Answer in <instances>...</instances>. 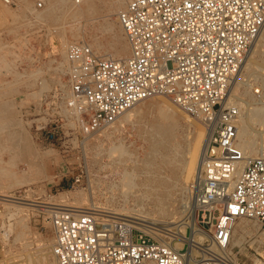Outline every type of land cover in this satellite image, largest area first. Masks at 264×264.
<instances>
[{"label":"built area","instance_id":"1","mask_svg":"<svg viewBox=\"0 0 264 264\" xmlns=\"http://www.w3.org/2000/svg\"><path fill=\"white\" fill-rule=\"evenodd\" d=\"M11 4V0H2ZM80 3L82 0H73ZM117 21L129 45L125 59L97 54L86 42L66 47L65 108L72 127L89 134L140 101L163 95L208 133L192 207L222 251L195 264H230L232 227L264 224V158H245L236 110L226 95L264 24V0H120ZM43 1L37 0L41 7ZM58 142L59 125L43 129ZM242 162V164H241ZM47 207L54 264H193L153 230L92 208Z\"/></svg>","mask_w":264,"mask_h":264},{"label":"rangeland","instance_id":"2","mask_svg":"<svg viewBox=\"0 0 264 264\" xmlns=\"http://www.w3.org/2000/svg\"><path fill=\"white\" fill-rule=\"evenodd\" d=\"M11 1V4H6L0 0V103L5 102L10 109L7 114L0 115V139H12L14 137V143L11 142L10 149L12 150V153L15 152L17 157L16 167L18 166V175H22L27 180L23 184H19L8 189L7 193L13 194L20 198H32L45 202L50 201L49 199L52 196L60 193V191H65L66 194L68 193L67 195L69 201L73 202L75 195L78 196L79 192H84L85 195H88L89 192V195H92L93 198L96 199L93 204L97 205V208L95 206L89 205V203L85 200L81 201L80 203L73 202L72 204L82 205L85 207L91 206L92 209H102L103 211H108L113 215H121L120 217L131 219L130 217L127 218V216L124 215L136 214H132L130 209L127 208L125 204V206L122 205V202L118 198L115 197V199H109V192L104 190L105 184L103 181L113 177V174L110 172L109 168V148L114 144H122V149L124 151L130 152L131 154L137 155L138 157H142L148 150L147 144L148 140L151 139L149 136V133L152 130L151 127L153 125L155 126V123H158V121L163 120L164 122L169 121L168 128L170 132L172 131L170 133L172 137L165 140H169L172 143H180L182 147L189 149L187 150V154H189L188 151H190L192 139L194 138V134H196V130L203 132L196 151L197 160L200 159L201 161V154L206 142V139L204 138L205 136L206 138L208 137V133L204 124L199 119L188 115L177 105H175L169 98L159 95L157 97L140 101L141 104L140 102L137 103L135 105V110L139 111L138 114H135L133 111H128V118L126 120H115L112 123L89 134H83L77 128L72 127V125H67V120L73 119L67 115L65 108L64 101L68 94V88L65 77V62L61 63L62 59L60 58L62 57V54L59 50V41L61 38L65 39V42L68 44L74 41L75 38L71 32V29H78V33L76 35L78 37L77 39H79L78 41L83 42H87V40H89L88 38L91 32H95L96 35L102 41H104L103 43H106L109 47L107 52L112 53L110 48L111 44L113 43L112 33H109L102 28L108 24L115 28L114 31L116 34L119 32L120 24L117 21L116 12H105L102 8V5L100 4V1H96V8L92 14L82 15L75 19L69 15L64 14L63 16L62 14V18L60 17L58 22L53 23L36 17L37 12H41L47 7L49 0H42L43 3L41 7L36 6L37 0H27L26 7L21 5L19 0ZM109 21H111V23ZM61 23L62 25H60ZM61 28L63 32L61 31ZM259 38H261L262 43L259 47L254 49L255 42H257ZM121 40L126 41L124 33H122ZM263 43L264 27L250 44L242 62L243 64L246 60L251 59V64L253 66L256 65L258 68L255 66L250 68H245L243 66L241 68V70L238 72V75L233 79V84H230L226 95V100L229 105L236 107L233 97L234 100L236 98L241 103L243 102L244 105L247 103V105L249 104L256 106L264 103ZM249 51L252 52V54ZM96 53L102 55L106 52L101 53V51L98 50ZM258 64L260 65L258 66ZM259 67H261V69ZM34 68H39L41 70H39L40 72L38 71L34 74H30L31 70ZM18 76L21 77L19 78ZM236 82V90L232 91V87H234ZM34 92H36V96L31 97L30 94ZM245 95L246 98L244 97ZM247 96L251 100H249ZM157 104H161L164 108H167L170 110V112H173L170 114L171 118H169V120L168 118L160 117L162 111L157 106ZM236 117L237 114L235 118ZM51 123H57L59 125L60 138L58 139V142L50 143L44 139L43 129H47ZM258 128L259 126H255L254 129H257L258 131ZM22 133H24V135H22ZM255 138L256 144H258V142L261 141V137L256 136ZM106 141L108 143H106ZM21 142H24V147H26L21 148L20 150L17 149L16 146ZM129 143L130 145H128ZM12 144L14 146L13 148ZM95 146L97 148H95ZM28 149L31 151V154ZM49 149L52 150V152ZM35 153L37 154V157L34 156ZM1 156L2 158L6 159L8 154L2 153ZM36 162L37 164H35ZM199 164L197 167H199ZM101 165H104L105 167L102 168ZM23 173L26 175H23ZM179 175L178 183L180 184L184 179V175L183 173H180ZM97 179L100 180L101 186L100 183L95 184L93 182ZM42 180L45 181L43 182ZM1 181L2 179H0V182ZM194 185L195 183L193 182L190 183L188 187H186L184 197L183 195L180 196L179 194L175 193L171 198L170 203L172 206H181L183 203L187 206L180 218L174 216L168 219L165 218L166 221L165 219L158 218V222L155 224H150L152 225L153 229L155 228L154 230L152 229L153 231L156 232L159 229L158 231L160 232H156L157 234L159 233V237L160 234L164 233L165 228L175 226L172 233L179 239L184 240H180L182 251H190L192 249L198 250V248L203 247L202 245L193 241L196 240V234L201 233L200 229L204 232V234L210 235L211 233V229L204 227V225L202 226L199 224V226L196 227L195 224H191L190 219L188 218L190 217L191 210H194V208L191 206V200L194 194ZM175 188L177 190V186ZM74 190L76 191L74 192ZM71 197L72 200H70ZM45 198L48 199L45 200ZM105 198L110 200L109 203ZM119 204H121V206ZM44 209L46 210L48 208L37 207V209L27 210L26 213L22 212L21 215L26 225V228H24V225L20 226L16 222H13L15 220L9 217L10 209L8 207H4L3 203H0L1 264H53V257L51 254V240H53V233L47 217V212ZM178 219H181L182 222L179 220L173 224H166L168 221H175ZM237 221L245 222L246 224L259 222L253 221V219L241 218L237 219L233 226ZM178 224L179 226H177ZM259 224L260 229L264 230V224L261 225L260 222ZM193 232L196 233L194 234ZM168 233L171 234V232ZM191 233H193V235ZM19 234L23 235L25 239L27 238L26 248L21 245ZM170 234L164 233V235L168 236L169 238L164 237L163 239L165 241H169L171 238ZM18 242L19 244H17ZM206 243H208L207 238ZM232 243V247L229 248L228 246V249L225 251V256L229 260L230 264L231 262L235 264H264V234L261 237H258L255 233H241L239 231H235L232 235ZM16 245H18V247ZM18 249L21 251H18Z\"/></svg>","mask_w":264,"mask_h":264},{"label":"bare ground","instance_id":"3","mask_svg":"<svg viewBox=\"0 0 264 264\" xmlns=\"http://www.w3.org/2000/svg\"><path fill=\"white\" fill-rule=\"evenodd\" d=\"M19 1H20L21 5L26 7L27 0H19ZM96 1H100V4L102 5V8H103V10L105 12H116L117 13V11L122 6V2L120 0H82L80 3H75L73 0H49V4H47V7L43 11L37 12L36 13V17L40 18V19H43L45 21L47 20V21L53 22V23L54 22H58L60 20L59 18L61 17L62 14H63V16H64V14L69 15L70 17L75 19V18H78V17H80L82 15L92 14L95 11V8H96ZM32 10H33V8H32ZM80 21H82V20H80ZM109 22L111 23V21H109ZM60 25H62V23ZM86 26H87V24H86ZM263 27H264V24H263L262 28ZM102 29L108 31L109 33H112L113 43L110 46V48L112 50V53H108L107 52L109 50V47L107 46L106 43H103L104 41H102L96 35L95 32H91L89 34V38H88L89 40H87L86 43L92 49L94 48L93 50L95 52L98 51V50L101 51V53L102 52H106V53H103V54H106L107 56L114 57L116 59H125L126 57H128L130 49H129V45H128L127 41L121 40L122 33H123L122 32L123 31L122 27L119 26V32L117 34L114 31L115 28L113 26H111V25L106 24ZM71 30H72L71 32L73 33V36L75 38L74 41H78L79 39H77L78 37L76 36L77 33H78V29L75 28V29H71ZM61 31H62V28H61ZM69 31H70V29H69ZM116 31H117V29H116ZM60 36H61V34H60ZM255 41H257V40H255ZM261 43H262L261 42V38H259V40L257 42H255L254 49L259 47ZM67 44L68 43L65 42V39H63V38H61V40L59 41V50L61 51V54H62V57H60L62 59L61 63H64L65 60H66V51H65V49H66ZM262 47H264V46H262ZM250 53L252 54V52H250ZM61 63H59V64H61ZM259 65L260 64H258V66ZM243 66L245 68H250V67H254V66L257 67L256 65L253 66L251 64V59L250 60H246L243 64H241L240 67H239V71L241 70V68ZM64 67H65V65H64ZM259 68L261 69V67H259ZM39 70H41V69H39V68L35 69L34 68V69L31 70L30 74H34V73L38 72ZM238 72H237L236 76L238 75ZM246 77H248V76H246ZM19 78H17V79H19ZM233 82L234 81H232V84H233ZM44 84H46V83H44ZM236 86H237V82L234 84V87H232V91L236 90L235 89ZM30 95H31V97H34V96H36V92L31 93ZM155 97H157V96H155ZM230 97H231V95H230ZM244 97L246 98V95ZM247 98H248V96H247ZM248 99L251 100L250 98H248ZM159 101H160V99H159ZM233 101H234V103L236 105L235 110H236L237 117L235 118V125H236V128H237V144H238V146L242 150V153H243L245 158H249V157H261V158H264V103H261L260 105H256V106L255 105H249V104L247 105V103L244 105V103L242 102L243 103L242 104L238 99L235 98V100H234V97H233ZM62 104H64V103H62ZM140 104H141V102H140ZM135 105H133L132 107H130L129 109L124 111L115 120H119V121L126 120L128 118V113H129L128 111H133L135 114H138L139 111L135 110ZM157 106L162 111L160 117L168 118V120H169V118H171L170 114L173 113V112H170L169 109L164 108L161 104H157ZM173 108H175V107H173ZM9 111H10L9 106L5 102H1L0 103V115H5ZM144 112H146V111H144ZM18 113H19V111H18ZM150 113H152V112H150ZM67 115H68V113H67ZM67 121H68L67 125H73V121L72 120L68 119ZM168 122L169 121L164 122L163 120L162 121H158V123H155V126L153 125L151 127L152 130L149 133V136H150L151 139L148 140V144H147L148 150L145 152V154L142 157H140V156L138 157L137 155H133L130 152L124 151L122 149V147H123L122 144H114V145H112L109 148V151H108L109 152V159H110L109 160V165H110L109 168H110V172H112V174H113V177L110 176L111 178H109L108 180H104L103 181V183L105 184V189L104 190L109 192L108 193L109 194L108 195L109 199H113V198L115 199V197L118 198L122 202V205L125 204L127 206V208L130 209L132 214L133 213L136 214V215H130V214L129 215L122 214V215L127 216V218L130 217L131 219H129V220L131 222H133L137 227H139L141 229H144V230H152L153 227L150 224H155L156 222H158L159 221L158 218H161V219H165L166 218V219H168V218H170V217L172 218L174 216L175 217H179V218L181 217L183 212L186 210L187 206L184 205V203L181 204V206H174V205L172 206V204L170 203L171 198H172V196L175 193L179 194L180 196L183 195V197H184V192L186 190V187H188V185H190V183L195 182V180L197 178V175L199 173V170H200V164H199L200 163V159L197 160L196 151H197V147H198V144H199V141H200V139L202 137L203 132L200 131V130H198V131L196 130V134H194V138L192 139V144L190 146V151H188L189 154H187V150H189V149L182 147L180 145V143H178V142H173L172 143L169 140H165V139H169L170 137H172L171 134H170L172 131L171 132L169 131V128H168L169 127V123ZM117 124H118V122H117ZM15 125H17V124H15ZM19 126H20V124H19ZM255 126H259V128H258L259 130L258 131H257V129H254ZM27 131H29V130H27ZM23 132H25V131H23ZM22 135H24V133H22ZM256 136H260L261 137V141H259L258 144H256V140H255ZM6 137H7V135H6ZM3 138H4V136H3ZM13 139H14V137L12 139H10V138L0 139V179H2V181L0 182V203H3L4 207H8L10 209L9 210V217L13 218L15 220L13 222H16L20 226L24 225V228H26V225H25V223L23 221V217H22L21 213L22 212L26 213L27 210H29V209H37V207L38 208L39 207L47 208V207H57V206H53V205H59V206H63V207H76L77 209L91 208V206L90 207H87V206L85 207V206H82V205L72 204L73 202L74 203H80L83 200L87 201L89 203V205L95 206L96 208L98 207L97 205L93 204V202H95L96 199L93 198L92 195L90 196L89 192H88V195H85L84 192H79L78 196L74 194L75 197L73 199L74 200L73 202L69 201V198H68V195H67L68 193L66 194L65 191H63V192L60 191V193H58L59 191L56 192V193H58L57 195L52 196L49 199L50 201H45V202L39 201V200H35V199H32V198H23V197L20 198V197H16L13 194L7 193L8 189H10V188H12L14 186H17L19 184H23L27 180L22 175H18V171H19L18 168H17L18 166L16 167V165H17L16 164L17 157L15 155V152L12 153V150L10 149V145H11V142H13ZM204 139H206V142H207L206 136H205ZM25 141H26V138H25ZM206 142H205V145H206ZM106 143H108V142L106 141ZM202 143H203V141H202ZM97 144H99V143H97ZM186 144H187V142H186ZM128 145H130V143ZM28 146H29V144H28ZM13 147L14 146L12 144V148ZM25 147H24V142H21V143L17 144V146H16V148L20 149V150H21V148H25ZM95 148H97V147L95 146ZM204 148H205V146H204ZM106 150H108V149H106ZM50 151L52 152V150H50ZM2 153H7L8 154L6 159L2 158V156H1ZM24 153H25V151H24ZM100 153H102V152H100ZM30 154H31V151H30ZM20 155H22V154H20ZM25 156H26V154H25ZM34 156L37 157V154L35 153ZM39 156H40V154H39ZM99 156H100V154H99ZM42 158H43V156H42ZM48 158H49V156H48ZM27 160H28V158H27ZM34 162H35V160H34ZM35 164H37V162ZM198 164H199V167H197ZM241 164H242V162H241ZM101 166H102V168L105 167L104 165H101ZM63 167H65V166H63ZM30 168H32V167H30ZM195 168H196V170H195ZM180 173H183V175H184L183 178L184 179L179 184L178 183L179 182L178 181V176H180L179 175ZM23 175H26V174L23 173ZM101 179H103V178H101ZM93 182L95 184L96 183L97 184L100 183V186H101V182H100L99 179L94 180ZM176 186H177V190L175 188ZM75 191L76 190H74V192ZM95 191H96V189H95ZM193 191H194V189H193ZM101 196H102V194H101ZM48 198H45V200L48 199ZM97 198H99V197H97ZM108 198H105V199L109 203L110 200H108ZM70 200H72V197H71ZM119 205L121 206V204H119ZM96 208H95V210H102V209H96ZM123 208H125V207H123ZM188 218L190 219L191 224H195L196 227L199 226L198 225V221H197V212H196V210H193V211L191 210L190 217H188ZM166 219H165V221H166ZM179 220H181V219H178V220H175V221L171 220V221H168V223H166V224H168V225L170 223L173 224V223L178 222ZM253 221H256V220H253ZM9 222H10V220H9ZM181 222H182V220H181ZM9 226H10V224H9ZM177 226H179V224ZM161 227H163V226H161ZM173 228H175V226H171L170 228H165L164 229L165 230L164 231L165 234H170L168 232H171V234H170L171 238L169 239V241H165L163 239L164 237H168V236L164 235V233L160 234V237L162 238V240H164L165 242H167L168 244L173 246L176 250H180L181 249V241L180 240H183V239H179L176 235H174L172 233L173 232ZM199 229H200V227H199ZM181 230H182V228H181ZM235 231H239L241 233H255V234H257L258 237H261L264 234V230L260 229L259 222L258 223H255V222L253 223L252 222V224H246L245 222L237 221L235 223V225L232 227V233H231V239H230V242H229V248L232 247V244H233L232 243V235H233V233ZM158 232H160V231H158ZM200 232L202 234L201 233L200 234H196L197 235V236H195L196 240H193V241L196 242L197 244L202 245L203 247L198 248V250H196V249L190 250L189 249L190 251H187V259H188L189 263L195 264V263H199V262H202V261L208 259V257H207V252L208 251H215V252L222 251V249H220V247L218 245H216L215 243H213L211 241L210 235L204 234V232L201 231V229H200ZM193 233H191V234L193 235ZM206 238L208 239V243H206ZM19 239H20L21 245L24 246V248H26L27 247V240H26L27 238L25 239V237L23 235H20ZM190 243H191V241H190ZM17 244H19V242ZM16 246L18 247V245H16ZM2 247H3V245H2ZM15 250H17V249H15ZM10 251H13V250H10ZM18 251H21V250L18 249ZM51 254H52V252H51ZM52 257H53V255H52ZM23 261H25V260H23ZM53 264H54V259H53ZM231 264H235V263L231 262Z\"/></svg>","mask_w":264,"mask_h":264}]
</instances>
